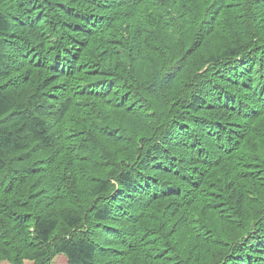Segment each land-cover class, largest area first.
Listing matches in <instances>:
<instances>
[{
  "label": "trees",
  "instance_id": "16d2710c",
  "mask_svg": "<svg viewBox=\"0 0 264 264\" xmlns=\"http://www.w3.org/2000/svg\"><path fill=\"white\" fill-rule=\"evenodd\" d=\"M58 255L264 264V0H0V263Z\"/></svg>",
  "mask_w": 264,
  "mask_h": 264
},
{
  "label": "rangeland",
  "instance_id": "374dc122",
  "mask_svg": "<svg viewBox=\"0 0 264 264\" xmlns=\"http://www.w3.org/2000/svg\"><path fill=\"white\" fill-rule=\"evenodd\" d=\"M208 42L210 45L215 46L217 44V38L214 35L208 37ZM85 169H90V164L86 163ZM85 171V170H84ZM53 264H66V258L63 255H58L53 258ZM0 264H13L11 260L5 259L2 260ZM22 264H36L34 260L25 259Z\"/></svg>",
  "mask_w": 264,
  "mask_h": 264
}]
</instances>
